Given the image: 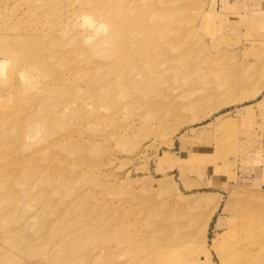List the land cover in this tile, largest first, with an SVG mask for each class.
Here are the masks:
<instances>
[{
  "label": "rangeland",
  "instance_id": "1",
  "mask_svg": "<svg viewBox=\"0 0 264 264\" xmlns=\"http://www.w3.org/2000/svg\"><path fill=\"white\" fill-rule=\"evenodd\" d=\"M0 264H264V0H0Z\"/></svg>",
  "mask_w": 264,
  "mask_h": 264
},
{
  "label": "bare ground",
  "instance_id": "2",
  "mask_svg": "<svg viewBox=\"0 0 264 264\" xmlns=\"http://www.w3.org/2000/svg\"><path fill=\"white\" fill-rule=\"evenodd\" d=\"M166 64H168V65H170V64H172V63H166ZM208 214V213H207ZM244 223V222H243ZM255 232H254V230H253V232H252V230L249 232V231H245V232H243V234L244 235H246V236H253V234H254ZM256 236V235H255ZM246 249H248V248H246ZM242 250H243V248H242ZM200 256V255H199ZM201 258L203 259V260H205V256L204 255H202L201 256Z\"/></svg>",
  "mask_w": 264,
  "mask_h": 264
}]
</instances>
